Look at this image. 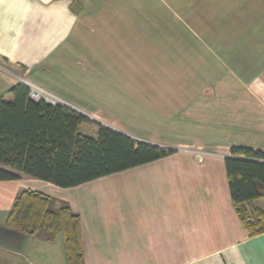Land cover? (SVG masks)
Masks as SVG:
<instances>
[{
	"label": "crops",
	"instance_id": "crops-1",
	"mask_svg": "<svg viewBox=\"0 0 264 264\" xmlns=\"http://www.w3.org/2000/svg\"><path fill=\"white\" fill-rule=\"evenodd\" d=\"M16 66L56 104L174 153L73 188L0 182V264H66L60 234L3 229L23 190L79 216L83 264H264L224 164L232 147L264 153V0H0V98Z\"/></svg>",
	"mask_w": 264,
	"mask_h": 264
},
{
	"label": "trees",
	"instance_id": "trees-1",
	"mask_svg": "<svg viewBox=\"0 0 264 264\" xmlns=\"http://www.w3.org/2000/svg\"><path fill=\"white\" fill-rule=\"evenodd\" d=\"M0 98V182L22 176L67 189L148 164L174 153L134 140L75 110L30 98L18 83ZM81 124H94L95 138L82 135ZM224 160L230 199L250 238L264 234V153L232 147ZM50 198L20 191L9 208L3 229L22 236L61 235L66 264H83L80 218L68 206L49 208Z\"/></svg>",
	"mask_w": 264,
	"mask_h": 264
},
{
	"label": "rangeland",
	"instance_id": "rangeland-1",
	"mask_svg": "<svg viewBox=\"0 0 264 264\" xmlns=\"http://www.w3.org/2000/svg\"><path fill=\"white\" fill-rule=\"evenodd\" d=\"M24 69L22 67H18L16 66L15 68H13V71L15 74H17L18 80L20 81L19 83H23L25 82V79H27V75L24 74ZM18 83V82H17ZM30 89H34L36 91H38L40 93V95H43L44 97L53 99V101H55V103H57V99L54 96H51L49 93H45L44 91H41L39 88L37 87H29Z\"/></svg>",
	"mask_w": 264,
	"mask_h": 264
},
{
	"label": "built area",
	"instance_id": "built-area-1",
	"mask_svg": "<svg viewBox=\"0 0 264 264\" xmlns=\"http://www.w3.org/2000/svg\"><path fill=\"white\" fill-rule=\"evenodd\" d=\"M30 98L34 101L44 100L45 102L49 104H52V105L56 104L55 101H53V99L40 95V93L34 89H30Z\"/></svg>",
	"mask_w": 264,
	"mask_h": 264
}]
</instances>
